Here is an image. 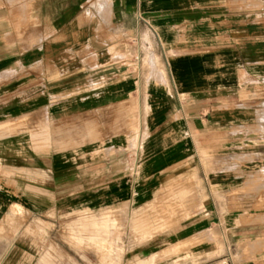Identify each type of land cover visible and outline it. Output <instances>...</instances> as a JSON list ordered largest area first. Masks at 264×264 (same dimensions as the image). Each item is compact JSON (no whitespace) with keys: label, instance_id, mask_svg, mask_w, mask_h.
I'll use <instances>...</instances> for the list:
<instances>
[{"label":"crops","instance_id":"obj_1","mask_svg":"<svg viewBox=\"0 0 264 264\" xmlns=\"http://www.w3.org/2000/svg\"><path fill=\"white\" fill-rule=\"evenodd\" d=\"M0 264H264V0H0Z\"/></svg>","mask_w":264,"mask_h":264}]
</instances>
